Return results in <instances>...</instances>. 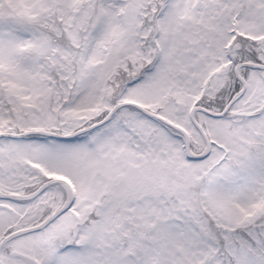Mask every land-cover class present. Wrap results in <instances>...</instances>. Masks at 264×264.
I'll return each mask as SVG.
<instances>
[{
	"label": "snow or ice",
	"instance_id": "6c2138e0",
	"mask_svg": "<svg viewBox=\"0 0 264 264\" xmlns=\"http://www.w3.org/2000/svg\"><path fill=\"white\" fill-rule=\"evenodd\" d=\"M0 264H264V0H0Z\"/></svg>",
	"mask_w": 264,
	"mask_h": 264
}]
</instances>
